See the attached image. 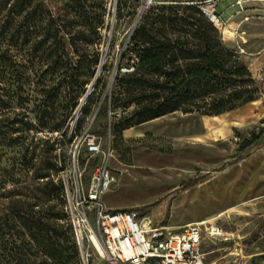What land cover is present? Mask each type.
I'll use <instances>...</instances> for the list:
<instances>
[{"label": "rangeland", "instance_id": "obj_1", "mask_svg": "<svg viewBox=\"0 0 264 264\" xmlns=\"http://www.w3.org/2000/svg\"><path fill=\"white\" fill-rule=\"evenodd\" d=\"M164 1L187 0H149L146 9ZM192 1L202 11L210 0ZM145 2L46 0L51 59L33 100L54 95L57 86L46 117L62 127L30 133L43 142L29 175L44 168L41 184L60 180L66 206L107 161L114 182L104 208L133 212L142 225L172 233L208 221L219 236L202 238L205 264H264V0H218L215 9L226 18L231 4L238 7L234 27L218 31L258 84L253 102L219 116L175 112L120 131L110 125V92ZM77 247L79 264H102L91 246H82L84 258Z\"/></svg>", "mask_w": 264, "mask_h": 264}, {"label": "trees", "instance_id": "obj_2", "mask_svg": "<svg viewBox=\"0 0 264 264\" xmlns=\"http://www.w3.org/2000/svg\"><path fill=\"white\" fill-rule=\"evenodd\" d=\"M45 2L0 0V264H79L62 183L41 184L44 168L29 175L43 142L30 133L62 127L46 117L57 86L54 95L33 100L51 59ZM259 91L199 5L164 1L144 11L124 47L110 92V125L123 131L175 112L219 116L253 102Z\"/></svg>", "mask_w": 264, "mask_h": 264}, {"label": "built area", "instance_id": "obj_3", "mask_svg": "<svg viewBox=\"0 0 264 264\" xmlns=\"http://www.w3.org/2000/svg\"><path fill=\"white\" fill-rule=\"evenodd\" d=\"M217 3L210 0L202 12L222 30L224 22L215 11ZM113 182L105 161L94 172L86 190L79 192L75 200L68 198L66 212L76 245L91 246L102 264H205L202 238L219 236V228L197 222L172 233L143 226L133 212L104 208L103 196Z\"/></svg>", "mask_w": 264, "mask_h": 264}, {"label": "crops", "instance_id": "obj_4", "mask_svg": "<svg viewBox=\"0 0 264 264\" xmlns=\"http://www.w3.org/2000/svg\"><path fill=\"white\" fill-rule=\"evenodd\" d=\"M230 7H231V9H235V10H234V12H231V10H228L229 15L226 18H223L222 15L219 14L221 16L223 22H225L227 24V27L224 30L225 32H228L229 28H233L235 25V22H236V18L234 17V15L238 12V7L234 6L233 4H231ZM150 123H153V122H150ZM148 124L149 123L141 125V126L138 125V126H136V128L145 127V125H148Z\"/></svg>", "mask_w": 264, "mask_h": 264}, {"label": "water", "instance_id": "obj_5", "mask_svg": "<svg viewBox=\"0 0 264 264\" xmlns=\"http://www.w3.org/2000/svg\"><path fill=\"white\" fill-rule=\"evenodd\" d=\"M148 1H149V0H147V2H145L144 6H143V8H142V11H143L144 9H146V6H147ZM139 17H140V15H139ZM115 74H116V72H114V75H115ZM79 250H80V254H81L82 257L84 258V253H83L82 248L79 247Z\"/></svg>", "mask_w": 264, "mask_h": 264}, {"label": "bare ground", "instance_id": "obj_6", "mask_svg": "<svg viewBox=\"0 0 264 264\" xmlns=\"http://www.w3.org/2000/svg\"><path fill=\"white\" fill-rule=\"evenodd\" d=\"M223 29L225 30V29H226V27H225V28H223ZM206 223H208V221H204L202 224H206ZM209 223H210V222H209ZM143 225H144V226H147V224H144V223H143ZM100 253H103V252H102V250H100Z\"/></svg>", "mask_w": 264, "mask_h": 264}]
</instances>
